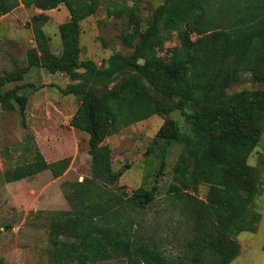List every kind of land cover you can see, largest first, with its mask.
Wrapping results in <instances>:
<instances>
[{
    "label": "trees",
    "instance_id": "16d2710c",
    "mask_svg": "<svg viewBox=\"0 0 264 264\" xmlns=\"http://www.w3.org/2000/svg\"><path fill=\"white\" fill-rule=\"evenodd\" d=\"M207 1L165 0L145 30L123 37L131 53H115L100 67L80 60V38L81 22L101 0H0V17L21 3L42 11L64 4L70 13L60 27L61 54L52 52L50 39L36 25L38 50L31 51L28 65L0 77L1 109H19L26 128L29 97L20 91L33 87L22 83L33 67L68 75L75 83L63 92L80 100L70 125L89 135L92 172L71 185L66 195L70 210L48 213L51 264L117 259L126 264H231L241 253L237 235L257 232L262 214L254 203L264 182L249 158L264 136V5L250 4L239 15L232 4L213 19ZM123 13L136 21L134 9ZM35 19L47 22L49 16ZM173 33L179 43L163 55ZM244 72H257L262 88L228 93ZM10 83L15 87L6 90ZM152 115L165 119L153 141L161 146L159 175L169 149H183L169 188L171 203L186 224L178 253L136 227L139 214L156 200L158 186L133 195L118 192L121 173L114 170L112 149L104 144L124 126ZM30 150L32 161L5 170L7 183L47 170L59 178L72 162L69 157L50 163L37 146ZM202 185L208 187L205 199L198 197ZM0 264L6 263L0 258Z\"/></svg>",
    "mask_w": 264,
    "mask_h": 264
},
{
    "label": "rangeland",
    "instance_id": "374dc122",
    "mask_svg": "<svg viewBox=\"0 0 264 264\" xmlns=\"http://www.w3.org/2000/svg\"><path fill=\"white\" fill-rule=\"evenodd\" d=\"M165 0H101L97 11L83 20L80 38V60H93L104 66L115 53L128 55L131 49L123 42L127 33L147 28L157 7ZM207 9L213 19L227 11L232 4L244 15L248 5H264V0H208ZM21 7V8H20ZM134 9L133 22L125 10ZM122 12V13H121ZM0 22V77L17 67L28 65L31 51L38 50V39L34 27L43 28L50 39L49 47L55 54L62 53L60 27L70 20V13L64 4L58 8L42 11L34 5L22 3ZM13 13V14H12ZM49 16L44 22L35 19L37 15ZM1 16V18L3 17ZM173 33L166 42L165 55L178 44ZM257 72H244L228 93L242 90H260ZM22 83L32 84L20 92L29 97L26 111L27 128L22 123L20 110L5 112L0 107V258L6 264H51L49 261V212L68 211L71 205L66 195L71 185L83 181L92 172V158L89 154V135L70 125L80 100L66 95L75 82L66 74H51L41 67H33ZM16 83L5 89H13ZM178 116V114H174ZM180 119V118H179ZM165 119L159 115L124 126L118 134L109 136L104 144L112 149L113 168L121 173L116 189L122 195H133L140 188L150 189L157 185L156 200L137 217L136 227L145 237L160 238L178 253L184 242L186 231L182 211L174 203L169 192L173 182L175 165L182 152V146L175 145L166 155V166L158 173L162 159L161 146L153 143ZM181 124H185L184 121ZM185 126V125H184ZM32 139H28L27 135ZM37 146L45 159L56 162L72 158L68 170L59 178L47 170L30 178L7 183L4 172L7 168L33 160V151L27 147ZM152 149L150 152L149 149ZM249 163L260 172L264 182V136L249 158ZM208 187L200 186L198 197L205 199ZM254 208L261 214L256 233L242 232L237 235L241 253L231 264H264V189L258 196ZM71 264H79L73 262ZM86 264H126L125 259L88 262Z\"/></svg>",
    "mask_w": 264,
    "mask_h": 264
},
{
    "label": "crops",
    "instance_id": "0c3cea01",
    "mask_svg": "<svg viewBox=\"0 0 264 264\" xmlns=\"http://www.w3.org/2000/svg\"><path fill=\"white\" fill-rule=\"evenodd\" d=\"M21 8V7H20ZM13 14V13H12ZM6 16H11V13L10 14H7ZM6 16H3L2 18L0 17V22H1V20H3V18H6Z\"/></svg>",
    "mask_w": 264,
    "mask_h": 264
}]
</instances>
